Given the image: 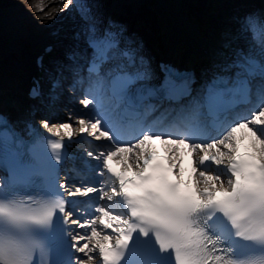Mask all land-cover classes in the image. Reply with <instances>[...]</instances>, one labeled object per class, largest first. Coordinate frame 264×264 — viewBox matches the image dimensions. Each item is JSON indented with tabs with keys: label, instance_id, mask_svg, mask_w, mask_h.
Returning a JSON list of instances; mask_svg holds the SVG:
<instances>
[{
	"label": "snow or ice",
	"instance_id": "obj_1",
	"mask_svg": "<svg viewBox=\"0 0 264 264\" xmlns=\"http://www.w3.org/2000/svg\"><path fill=\"white\" fill-rule=\"evenodd\" d=\"M69 9L78 14L74 31L47 76L82 107L60 122L52 112L42 133L31 122L19 132L0 116V200L20 188L60 198L42 211L0 202V264H41L33 236L45 264H155L142 247L149 239L169 264H264V40L255 39L264 17L225 33L197 83L166 64L157 75L142 45L94 0H68ZM31 95L43 97L39 82ZM49 97L54 108L58 97ZM84 135L103 146L83 149L92 179L67 196L94 195L87 207L64 198L69 184L60 177L67 149Z\"/></svg>",
	"mask_w": 264,
	"mask_h": 264
},
{
	"label": "bare ground",
	"instance_id": "obj_2",
	"mask_svg": "<svg viewBox=\"0 0 264 264\" xmlns=\"http://www.w3.org/2000/svg\"><path fill=\"white\" fill-rule=\"evenodd\" d=\"M66 1L68 3V0ZM94 2L99 5L100 13L103 16L107 13L114 25H123L126 30L128 29L127 35H129V28L135 31L133 37L135 39L134 43L142 45V54L155 73H158L154 62L155 51L150 47V44L153 43L159 46L157 49L158 53L164 55L172 54L165 45V38L171 37L170 25L168 21H165L163 25L162 21L165 18L166 20L169 19L167 12L171 13L174 11L177 15V22L183 25L182 37H188L192 31V38H188L193 44L191 54L194 61L187 63H189V67L193 68L195 75L198 77L197 83H199L201 71L208 67L216 56L209 58L202 56L198 59L196 54L199 49L206 44L219 46L225 33L239 32L242 25L250 17L256 15L257 9H261L264 4V0H94ZM44 4V0H0V99L2 102L8 100L10 93L13 92L16 95V91L21 85L22 88H25L27 85L28 72L31 70L30 67H27L25 57L27 49L34 51L41 41L47 40L48 42L55 43L56 51L60 52L58 58L63 57L64 48L69 43L70 35L74 31V29L64 30L63 25L68 20H76L77 11L75 9L65 11V7L52 8L51 6H45L41 8ZM202 6L209 8V16L199 11V8ZM223 8L230 9L231 13L226 10L222 13L221 10ZM262 15H264V11ZM193 17L195 19H200L198 17L203 18V21L199 23L201 24L199 32H194L191 25ZM219 29L224 30L222 35L219 34ZM137 39L140 42H137ZM255 39L256 41L258 39L264 40V36L260 37L256 34ZM183 46L180 42L175 50L179 56L185 54ZM52 61L53 59L48 60V62ZM47 67H51V65L45 63L44 68L46 72L43 71L41 73L42 77L46 76V84L44 86H48V89L44 92L47 96L42 97L38 103H34L32 99H28L31 102L30 107L34 108L31 114L32 116L35 115L33 121H36L33 123L37 126H39L43 118L51 114L47 111V116H45L41 110L47 106L45 99L46 97L50 98L49 90H53L49 86L51 82L47 76ZM17 92L19 93V90ZM60 92L51 91V93L58 97V100L60 96H63V99L66 101H69L71 98L70 102H74L73 110L79 109L78 103L72 99L71 94L65 95ZM238 111H243V114H247L246 107L241 106ZM63 118V116L56 115L55 122H60ZM160 129L161 131L179 133L181 135L186 134V129L183 127L165 128L161 126ZM244 132H247V130L241 129L238 134L241 135ZM94 145L95 147L91 146L92 148L88 147L87 149H94L93 151H95V148L103 146V142L94 141ZM82 146L81 148L85 149L86 144ZM81 157L86 158L84 154ZM81 157L80 159L78 157L74 162H79L81 167H84V159L81 160ZM69 167L70 169L64 171V174L61 175V179L67 176L69 184L67 191H72L75 186H78L80 180L76 179L79 177L85 179L86 182L91 181L90 171L78 170L71 165ZM89 176L90 178H88Z\"/></svg>",
	"mask_w": 264,
	"mask_h": 264
},
{
	"label": "rangeland",
	"instance_id": "obj_3",
	"mask_svg": "<svg viewBox=\"0 0 264 264\" xmlns=\"http://www.w3.org/2000/svg\"><path fill=\"white\" fill-rule=\"evenodd\" d=\"M45 1V4L44 5H42L41 6V8H44L45 6H51L52 8H57V7H59V8H63V7H66V5H67V1L66 0H44ZM87 1L88 0H80V2L81 3H87ZM75 2H76V0H75ZM74 2V3H75ZM185 3V2H184ZM221 6V5H220ZM219 9H221V8H219ZM227 11V12H230L231 13V11H229L230 9H228V8H223L222 10H221V12L223 13L224 11ZM199 11L201 12V13H203V14H208V16H209V8H207L206 6H202L201 8H199ZM188 16V15H187ZM199 16V15H198ZM195 17H193V19H194ZM198 18H200V19H198V21H199V23L200 22H202L203 21V18H201V17H198ZM75 21L76 20H74V19H72V20H68V22L67 23H64V25H63V29L65 30V29H67V30H73L74 29V24H75ZM65 27H68V28H65ZM201 28V27H200ZM207 32H208V30H207ZM209 33H210V31H209ZM57 48H60V47H57ZM59 53L60 52H58V50L56 51V49L53 51V53L49 56V58L47 59V64H49V65H51V63L52 62H48V60L50 61V60H54L55 58H58V55H59ZM47 68H50V67H47ZM45 84H46V82H45ZM66 86H64L65 88H67V87H69V85H67V84H65ZM50 86V89H52L51 88V84L49 85ZM48 87V86H47ZM47 87H45L44 86V91H46L48 88ZM51 91H53V92H60L59 91V89H55V90H49V93L51 92ZM60 93H63V94H65V95H68V94H70L68 91H63V92H60ZM49 100H50V98H47L46 97V99H45V103L47 104V106H46V108H42L41 110H42V112H43V114H45V116H47V111L49 112V113H52V112H55L56 113V115H59V116H63L64 118H66V115H67V113H68V111L71 109V110H73L74 109V102H70L71 101V98L69 99V101H66V100H64L63 99V96H60L59 97V100H57L56 102H55V107L54 108H49L48 107V104H49ZM60 100H63V101H60ZM78 107L80 108L81 106L80 105H78ZM63 118V119H64ZM84 157H81V160L83 159ZM65 167H67V168H65V169H63L62 171H61V174H64V171H66V170H68L69 168H68V166H65ZM77 179H79V178H77Z\"/></svg>",
	"mask_w": 264,
	"mask_h": 264
},
{
	"label": "water",
	"instance_id": "obj_4",
	"mask_svg": "<svg viewBox=\"0 0 264 264\" xmlns=\"http://www.w3.org/2000/svg\"><path fill=\"white\" fill-rule=\"evenodd\" d=\"M168 13V17H169V20H168V22H170L169 23V25H170V28H169V30H170V35H171V37H172V34H171V32H172V29L173 28H175V32H177V31H179V38H178V43H177V46H178V44L181 42L184 46H183V49H185V51H189L190 52V56L192 55L191 53H192V51H193V49L191 48L192 46H193V44H192V41H189V38L188 37H190V38H192V31H191V35L189 34L188 35V37H182V28H183V25H181L179 22H177L178 20H177V15H176V13L174 12V11H172L171 13L170 12H167ZM164 20H166V18L164 19ZM166 20V21H167ZM172 21V22H171ZM182 22V21H181ZM164 25V24H163ZM191 25H192V27H193V29H194V32H199L200 31V26H201V24H199V21H198V19H192V21H191ZM177 30V31H176ZM181 35V36H180ZM168 38L167 39V37L165 38V42H166V48H169L170 50H171V46L170 45H172L173 44V41H172V38ZM182 37V38H181ZM169 45V46H168ZM219 46H220V44H219ZM219 46H216V45H209V44H206V45H203L202 47H209L210 48V50L213 52V53H215V51H218V49H219ZM27 51H28V49H27ZM27 51H26V55H25V57H26V62H27V67H29L28 66V60H27ZM211 51H209V53L211 52ZM29 73V72H28ZM7 86V85H6Z\"/></svg>",
	"mask_w": 264,
	"mask_h": 264
}]
</instances>
